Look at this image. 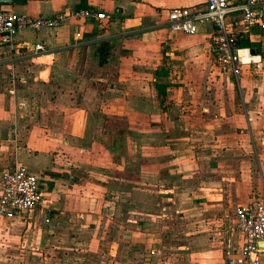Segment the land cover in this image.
Wrapping results in <instances>:
<instances>
[{
	"label": "crops",
	"instance_id": "obj_1",
	"mask_svg": "<svg viewBox=\"0 0 264 264\" xmlns=\"http://www.w3.org/2000/svg\"><path fill=\"white\" fill-rule=\"evenodd\" d=\"M206 3L27 0L20 5H0V9L32 17L82 9L109 17L107 21L69 17L59 27L22 30L11 44H0V177L7 170L24 166L38 176L41 192L40 205L30 215L14 219L0 216V264H20L22 256H32L42 264H129L127 249H136L130 244L122 248V244L133 236L139 238L138 245L134 244L146 252L138 264H227L240 250L243 239L236 230L235 211L264 186V60L235 77L219 67L209 51L213 25L198 23L194 35L170 33V9L202 10ZM238 41L264 59L263 30L241 27ZM37 44L45 51L36 54ZM69 54L77 63L83 62L85 71H94L90 80L104 84L101 90L86 92L102 101L93 105L98 112L108 119L114 111L121 113L124 128L172 129L162 139L168 151L159 153L160 160L169 165H155V171L142 167L146 177L153 173L162 178L165 170L178 172L181 162L194 165L199 150L191 127L198 121L203 126L215 123L225 127L235 118L237 133L230 139L236 140V147L229 153L211 155V178L202 188L206 195L200 201L183 205L177 185L161 183L155 189L159 211L171 216V226L185 225L184 231L157 228L145 234L140 229L144 219L129 218L132 193L145 206L150 201L145 193L153 189L146 184L132 187L116 182L117 176L126 173V164H131V154H119L117 164L107 165L108 172L101 167L100 154L83 150V139L94 117L91 104L67 106L74 100L68 99L67 92L58 95V88L49 83L43 85V94H37L34 80L41 75V80L51 77L55 64L62 68ZM30 78L33 81L29 83ZM213 97H219V102L214 103ZM198 113L203 114L202 120L197 119ZM104 128L108 132L112 129L109 125ZM109 140L120 144V138ZM141 152L140 158L147 165L149 154ZM107 191L108 199H101ZM183 211H187L185 218L173 219L175 213ZM130 224L138 232H131ZM4 255L14 259L4 261Z\"/></svg>",
	"mask_w": 264,
	"mask_h": 264
},
{
	"label": "rangeland",
	"instance_id": "obj_2",
	"mask_svg": "<svg viewBox=\"0 0 264 264\" xmlns=\"http://www.w3.org/2000/svg\"><path fill=\"white\" fill-rule=\"evenodd\" d=\"M73 55H67L66 61L64 64H62V68L58 69V66L55 64V67L53 69V72L51 73V77L45 78V80H41L44 78L38 77V80H34L36 83V91L37 94H43V88L46 89V87H43L45 84H50L54 88L57 89V94L65 93L67 92L68 99L72 98L74 101L70 102L68 105H74L75 104H91L92 109L91 113L94 114V117L91 122V127L89 129V132L86 133V137L83 139L84 143L82 145L83 150H93L97 154L101 155L100 164L103 169L108 170L107 165H111L112 162H118V155L121 154L129 156L132 155L133 159L131 164H126V173L121 174L120 176H117V183H122L125 185H131L132 187H137L138 185H145L148 189H153L152 192L145 193L150 199L145 206L140 205L141 202L135 197V193H132V197L128 198L129 203H132V207L129 210V218L134 221H139V219H144L143 225H142V231L145 234H151L156 231L158 228H163L164 232H171V228H174L173 231H184L185 229L182 227L175 228L174 226H171L168 222L172 218L170 215L167 216L165 213H161V206L159 205V202H157V193H155V189L158 185L163 183L164 185H177V189L179 190V199L181 202H183V205L188 206L191 205V200L200 201V197H203L206 195L202 188L206 186V184L209 182V179L211 178V174L209 172V164L213 165L214 158H212V154H220L225 152H230L228 150H231L235 146V139L230 137L232 134L237 133V128L235 126V118L233 121H229L231 124H227L225 127H218L215 123L210 126H203V122L197 123L196 127H191V130L195 133V138H193L194 142L197 146V154L195 156V162L194 165L191 167H188L186 163L181 162L179 166L178 172H170L169 170H165L163 174H161L162 178L155 177V174L151 173L153 176L146 177L145 173L141 168H149L151 171H155V165L157 167H164L169 165L168 161H161L160 158L162 156H159V153L161 152H167V149H164L162 139L165 138V136L172 130L170 129H157L155 127L149 126V128H124L123 127V120L121 119V113L119 112H112L110 115H112V118H109L105 115H103L101 112H98L96 109V106L93 105H100L102 104V101H98L96 98H91V96L86 95V92L88 90H92L93 88H96L97 90H101L104 87V84L100 82H95L90 80V77L93 74L92 69H88L85 71L83 67V62H78L74 59L72 60ZM40 66V65H39ZM35 70L37 67H34ZM41 68V67H40ZM55 68L57 70H55ZM34 69H32V74ZM29 71V69L27 70ZM57 73H59L57 75ZM84 76L86 78H84ZM27 77V76H26ZM33 81V78H30V82ZM98 83V84H97ZM100 83V85H99ZM35 91V89H34ZM222 91H220L221 93ZM66 93V94H67ZM57 95V96H58ZM104 99L103 102H105L106 98L105 96L102 97ZM213 102L218 103L220 98L219 97H213ZM222 100V99H221ZM90 102V103H89ZM86 103V104H84ZM149 103V102H148ZM204 118L203 114L198 113L197 119L202 120ZM110 121V123H109ZM154 122V121H153ZM151 123V122H150ZM225 123V122H222ZM109 125L112 129H109L108 131H105V126ZM183 133H186V129H181ZM117 137L120 138V144L117 143H111L107 141L108 137ZM247 139V138H246ZM247 141V140H246ZM92 142H96L97 144H94ZM249 144V143H248ZM240 145V141L238 143V146ZM94 146V147H93ZM163 148V149H160ZM141 151L146 152L145 154H149L145 157L147 160V165L143 163V161L140 158ZM114 154V155H113ZM171 164V163H170ZM111 169H118L116 166H111ZM3 174V173H2ZM109 179V178H108ZM1 186H2V175L0 177ZM104 186L101 185V188ZM103 193V192H102ZM137 194V193H136ZM106 195H110V191H107L104 195L105 199ZM109 196H107L106 199H108ZM117 200H121L120 198H117ZM116 201V200H114ZM188 209V207H187ZM120 211H124L128 213V210L124 208H120ZM123 212V213H124ZM164 215V216H163ZM187 215V211H183L180 214L175 213L173 216V219H181L185 218ZM118 221H121L122 218L118 217ZM148 219V220H146ZM8 226H10V222H8ZM104 226V225H101ZM131 230V232H138V229L134 228V224H130V227L128 228ZM57 230H65L61 229V227H57ZM102 231L105 232L104 227L101 228ZM149 235H146V238L148 239ZM152 236V235H151ZM143 237V236H142ZM136 242V245L139 243L138 236H133L129 240L127 239L122 244L123 247L127 248V244L132 245L131 247L136 250H130L127 249V252L131 255V261L129 264H138L139 261L143 258V255L146 253L145 248L143 249L138 248L134 243ZM10 248H12L10 246ZM125 248V249H126ZM42 250V249H41ZM42 256L41 258H43ZM145 257V256H144ZM23 260L19 259L20 264H42L39 261H35L32 259V256L23 257ZM4 261L6 259H14L11 255H4L3 256ZM3 260L1 259L0 262ZM57 264H62L60 261H58Z\"/></svg>",
	"mask_w": 264,
	"mask_h": 264
},
{
	"label": "built area",
	"instance_id": "obj_3",
	"mask_svg": "<svg viewBox=\"0 0 264 264\" xmlns=\"http://www.w3.org/2000/svg\"><path fill=\"white\" fill-rule=\"evenodd\" d=\"M69 17L75 20H109L105 13L93 9L62 12L49 17H32L0 9V44H11L16 34L22 30L38 32L59 27ZM168 18L172 35H194L200 22L213 25L215 34L208 42L209 51L217 65L235 77L240 76L244 68L259 66L264 60L262 55L241 47L238 41L241 27H257L264 31V0H207L206 7L202 10L172 8L168 12ZM44 51L42 45H35L36 54ZM40 201L39 178L34 172L24 166L3 172L0 216L8 219L28 216L40 205ZM235 214L236 230L241 235L243 244L236 255L228 259L227 264H261L264 246L261 251L259 243L264 242V186L248 204L238 206ZM49 221L46 218L45 222Z\"/></svg>",
	"mask_w": 264,
	"mask_h": 264
},
{
	"label": "water",
	"instance_id": "obj_4",
	"mask_svg": "<svg viewBox=\"0 0 264 264\" xmlns=\"http://www.w3.org/2000/svg\"><path fill=\"white\" fill-rule=\"evenodd\" d=\"M27 0H0V5H20L25 4ZM264 246V242L259 243V249L263 251L262 247Z\"/></svg>",
	"mask_w": 264,
	"mask_h": 264
}]
</instances>
